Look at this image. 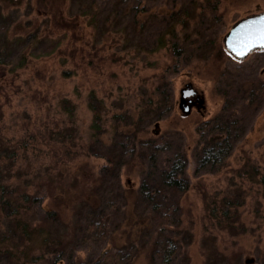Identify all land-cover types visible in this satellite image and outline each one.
<instances>
[{
  "label": "rangeland",
  "instance_id": "1",
  "mask_svg": "<svg viewBox=\"0 0 264 264\" xmlns=\"http://www.w3.org/2000/svg\"><path fill=\"white\" fill-rule=\"evenodd\" d=\"M261 14L264 0H0V175H16L6 160L14 148L23 181L58 178L43 203L65 218L55 238L74 225V207L111 188L120 198L108 247L135 244L132 264H150L155 223L135 198L155 169L139 141L174 138L189 189L170 192L179 206L172 264H227L234 252L237 264H264V190L239 175L249 157L264 171V50L240 58L225 41L234 24ZM251 83L263 87L253 106ZM192 91L198 105L184 97ZM167 95L173 107L157 121L150 105ZM228 104L246 134L220 170L197 172L200 129Z\"/></svg>",
  "mask_w": 264,
  "mask_h": 264
},
{
  "label": "trees",
  "instance_id": "2",
  "mask_svg": "<svg viewBox=\"0 0 264 264\" xmlns=\"http://www.w3.org/2000/svg\"><path fill=\"white\" fill-rule=\"evenodd\" d=\"M251 85L247 96L250 95L249 104L253 106V100L263 87L253 83ZM162 103L157 107L150 105L149 112L156 115L157 121L162 118L157 113L161 107L164 109L162 114L172 109L171 95H167ZM232 109L231 105H226L216 119L202 125L200 130L203 142L199 143L201 147L195 156L197 172L220 170L246 134L244 119L235 118ZM67 112H70L68 108ZM101 115L99 110H95L93 117L101 121ZM3 119L0 106V126ZM100 126L95 121V130L100 129ZM137 133L126 138V148L136 145ZM176 143L174 138L167 139V136L158 135L139 141L144 159L151 162L150 167L155 169L150 176H145L135 198L136 210L145 212L146 218H151L155 223L153 230L156 239L152 240V248L149 250L150 264H172L178 252L171 228L177 224L176 212L179 206L170 197V192L187 191L189 181L184 176L188 158L182 146ZM1 146L0 141V152L3 151ZM133 152L135 149L126 151L127 154ZM165 152H169L171 157L160 167L158 161ZM16 158V150L13 148L6 160L16 175L7 178L0 175V257L3 256L8 264H132L138 257L135 244L121 248L108 247L112 237V218L119 209L120 197L117 193L109 187L95 190L96 194L91 199H83L79 206L72 209L74 225L70 230H65L63 234L66 236L55 238V233L63 232L64 229L56 230L53 226L63 224L66 228L65 218L60 211L46 207L43 203L53 197L51 192L58 184V178L50 173L42 176L41 172H37L33 178L23 181V170L17 168ZM252 161L251 157L244 161L239 175L243 174L250 182L262 185L264 190V171ZM81 252H85L86 256H80ZM225 257L229 259L227 264H237L235 257L238 256L235 252L225 254Z\"/></svg>",
  "mask_w": 264,
  "mask_h": 264
},
{
  "label": "snow or ice",
  "instance_id": "3",
  "mask_svg": "<svg viewBox=\"0 0 264 264\" xmlns=\"http://www.w3.org/2000/svg\"><path fill=\"white\" fill-rule=\"evenodd\" d=\"M256 41L264 42V22L258 27L249 26L244 33L238 35L235 43L243 50L250 49Z\"/></svg>",
  "mask_w": 264,
  "mask_h": 264
},
{
  "label": "water",
  "instance_id": "4",
  "mask_svg": "<svg viewBox=\"0 0 264 264\" xmlns=\"http://www.w3.org/2000/svg\"><path fill=\"white\" fill-rule=\"evenodd\" d=\"M264 22V14H261V15H258V16H255V17H250L248 18L246 21H245V24H243L244 26H242L241 28L238 29V31L235 29L232 31V33H230V35H228L229 39L230 38H233V34L236 32H245L249 26H260L261 23ZM227 43V41H226ZM230 50V49H229ZM255 50H264V42H261V41H256L253 46H251L250 49H243L244 52H242V50H240V48H238V51L237 52H234L233 53L235 55H238V57L240 58H243L245 55H248L250 52L252 51H255ZM248 52V53H247ZM247 53V54H246ZM158 127V125H157ZM158 132V131H157Z\"/></svg>",
  "mask_w": 264,
  "mask_h": 264
},
{
  "label": "flooded vegetation",
  "instance_id": "5",
  "mask_svg": "<svg viewBox=\"0 0 264 264\" xmlns=\"http://www.w3.org/2000/svg\"><path fill=\"white\" fill-rule=\"evenodd\" d=\"M247 19L248 18L243 19L240 22H237L236 24H234V26H232V28L229 31V33L226 35V38H225V41H227L226 47L228 49H230V52H232V53H233V51L234 52H237L238 51V48H240L239 46L236 45L235 40L238 37V35L242 34L243 32H241V31L236 32L235 31V33L233 34V38H230V39L228 38L229 37L228 35H230V33H232L233 30L236 29L238 31L239 28H241L242 26H244L243 24H245V21ZM240 50H241V48H240ZM242 52H244V51L242 50ZM184 93H185L184 94V97H187L188 98V104H191V106H193L194 104L198 105V101L200 100V98H198L197 96H194V95H196L194 91H192V92H184ZM192 95H193L194 98H191Z\"/></svg>",
  "mask_w": 264,
  "mask_h": 264
}]
</instances>
